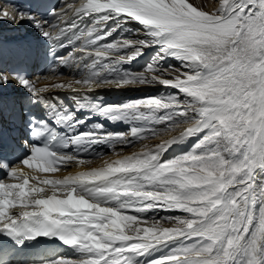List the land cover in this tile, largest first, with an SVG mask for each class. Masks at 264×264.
<instances>
[{
    "label": "snow or ice",
    "instance_id": "obj_1",
    "mask_svg": "<svg viewBox=\"0 0 264 264\" xmlns=\"http://www.w3.org/2000/svg\"><path fill=\"white\" fill-rule=\"evenodd\" d=\"M0 21L30 23L54 60L47 74L32 78L0 70V88L14 84L47 110L45 120L27 116L32 140L40 141L24 142L29 155L15 164L0 156V235L8 238L0 241V264H264V0H219L212 13L188 0H61L48 18L0 0ZM129 21L143 31L125 37ZM65 48L71 51L60 55ZM148 48L157 52L143 71L124 70ZM169 58L180 67L165 65ZM63 67L72 74H61ZM155 84L178 94L81 103L100 89ZM61 91L71 93L75 110L52 94ZM16 103L0 96V142L5 121L15 125L20 118ZM83 108L132 126L127 133L100 124L79 132L84 121L76 112ZM48 121L70 135L59 136ZM181 126L160 146L106 161L77 183L55 185L47 198L30 181L53 188V180L22 167L55 173L73 161L104 158L94 145L120 155L117 146L144 145ZM194 136L201 138L190 152L162 159ZM70 146L74 152L63 151ZM157 210L179 215H148ZM41 238L60 240L77 258L29 250Z\"/></svg>",
    "mask_w": 264,
    "mask_h": 264
},
{
    "label": "bare ground",
    "instance_id": "obj_2",
    "mask_svg": "<svg viewBox=\"0 0 264 264\" xmlns=\"http://www.w3.org/2000/svg\"><path fill=\"white\" fill-rule=\"evenodd\" d=\"M188 2L193 3L194 5H197L200 8H202L199 5V3L197 2V0H196V2L188 0ZM203 10L207 11L206 9H203ZM207 12L212 13V12H214V9L213 10H212V8L208 9ZM135 24L139 25L138 23H135ZM22 29H23V27L13 25V24L6 22V21H0V32H1L0 37L6 38V35L15 33V37L11 36L10 37L11 41H8L3 45V50H9L11 48H13V49L16 48V45H17L16 40L23 38V35H22L23 30ZM135 31H137V30H135ZM117 32H119V30ZM117 32H116V34H117ZM128 32H126V33H128ZM140 35H142V34L140 33ZM151 50L144 51L143 55L138 57L136 60L132 61L131 63L124 64L123 65L124 70L127 71V68L134 67L135 63H138V65H142V66L144 65V67H146L147 64L149 63V54H150ZM3 63H4V61L0 57V68L2 67ZM71 74L72 73H71L70 69H68L65 76H70ZM56 82L66 83L67 80L52 81V83H56ZM38 86H44V84L42 82H38ZM109 87L115 88L116 86H109ZM167 89H169V88H165L164 86H161L159 84L143 85V86L142 85H131V86H126L125 89H100V90H97L95 92L88 93L87 94L88 100L87 101L81 100V103H90V104L103 103L105 105H122V104L127 103V102L138 100L139 98H146V97L148 98V94H149L148 92H150V91H153L155 93V95L156 94L161 95V92L164 93L165 91H167ZM82 91H84V90H82ZM109 92L117 93V95L114 96L112 94L114 97H110ZM11 93H12V90H10V89H8V91H6L4 89V87L0 88V96H4L6 98H11ZM52 94L58 95L60 97V100L65 105H67L69 108H71L73 110L76 109L77 105H73V100L67 99V98H69L68 95H71V93L61 91L59 93H52ZM76 115H77L79 120L84 121V123L78 129L79 132L88 131L93 126L100 124L103 126V128L105 129L106 132H109V133H127L132 126L130 123L125 122L124 120L112 121V120L103 118L99 115L94 114L89 108L80 109L79 111L76 112ZM156 127L163 128L164 126L163 125H156ZM177 134H178V130L174 131V132H172L166 136L157 137L155 139L145 141L144 144H147L149 146V148H151L156 144L162 143L164 140L171 139V137L173 135H177ZM179 144L180 143L172 145L163 154L162 159H166V157L168 155L174 153L176 151L177 147L179 146ZM141 146L142 145H138L137 147L117 146L116 152L120 153V155H116L112 152V150L107 145H103V144L94 145L92 150L94 152L105 153L106 156L104 158L93 159V160H90L91 162H86L84 164H78L77 162L73 161L70 164L63 165L62 166L63 169H59L55 173H42V172L34 171L33 169H29L26 166H22V167H23L24 172H26L27 174H29L31 176H38L41 180H43V179H52V180L63 179L67 175H76L80 172H87V171H91L94 168L103 167L105 165L106 161L110 162L112 160H116V159H120V158H123L126 156H130L134 152H139ZM63 151H66L68 153H72L75 151V146H70L68 149H64ZM82 158L91 159L93 157L89 156L87 153H85L82 156ZM4 182L16 183L18 181H13V180L9 179V180H6ZM30 185L45 188L44 193L41 194L42 198H47L54 191V189L52 188L51 185H40V184H38V182L36 180L30 181ZM60 198H64L63 195H60ZM13 211H15V210L13 209ZM165 226L166 227H172V225H165ZM61 247H62V253L61 254H63V255L62 256L59 255L60 257H68V258H72V259L77 258L78 253H76L73 248H71V247H69L63 243L61 244ZM160 255H161V253H159V252L154 253L153 256L150 257V259H155V258L159 257ZM59 256H49V258L55 259V258H59ZM140 259H143V258L141 257Z\"/></svg>",
    "mask_w": 264,
    "mask_h": 264
},
{
    "label": "rangeland",
    "instance_id": "obj_3",
    "mask_svg": "<svg viewBox=\"0 0 264 264\" xmlns=\"http://www.w3.org/2000/svg\"><path fill=\"white\" fill-rule=\"evenodd\" d=\"M190 1H195L196 2V0H190ZM197 2L199 3V5L203 9H206L207 11H208V9H211L212 8V10L214 9V12H215L216 9H217V7L219 6V0H197ZM131 22H133V21H131ZM113 23L109 24V26H111ZM135 25L137 26V29H135V30H137V31H143L142 26L137 25V24H135ZM137 31H135V32H137ZM135 32L134 31L131 32V30H129L128 33H126V32L124 33V36L125 37H131V35L133 33H135ZM141 34L143 35V33H141ZM0 36H1V32H0ZM119 36H120V33L119 32H117V34L116 33H113L112 36L108 37V40L109 41H112L115 38H119ZM148 50H151L150 51V54H149V63H150L151 60H152V58H153V56L156 54L157 49L156 48L155 49L154 48H148V49H145L144 51H148ZM168 64H171V65H173V66H175L177 68L180 67L179 62L176 61V60H174V59H172V58H169L167 61H165V65H168ZM144 68H145L144 65L142 66V65H138V63H135V66L134 67L127 68V71L140 72V71H143ZM148 93H149L148 94V98L149 97H158V96L165 95V94H178L177 93V90H174V89H167V91H165L164 93L161 92V95L160 94H156L155 95V93L153 91H150ZM112 94L114 96L117 95V93L109 92V96L110 97H114ZM140 99H145V98H139L138 100H140ZM200 138H201L200 136H194V137H190L186 141L180 143L179 146L177 147L176 151L174 153L168 155L165 160L173 159V158L179 157L181 155H184V154L190 152L192 150V148L194 147V145L197 142H199V139ZM173 214L179 215V213H167V212H162V211H159V210H157V211H155L153 213L150 212L148 215L149 216L155 215V216L159 217V216L173 215Z\"/></svg>",
    "mask_w": 264,
    "mask_h": 264
},
{
    "label": "clouds",
    "instance_id": "obj_4",
    "mask_svg": "<svg viewBox=\"0 0 264 264\" xmlns=\"http://www.w3.org/2000/svg\"><path fill=\"white\" fill-rule=\"evenodd\" d=\"M142 86H143V85H142ZM177 130H178V134H180V133L182 132V130H183V126L177 128ZM177 130H176V131H177ZM178 134H177V135H178ZM164 142H166V140H164L162 143H164ZM160 144H161V143L156 144V146H160ZM145 149L151 150V148H149V146H148L147 144H144V145L141 146L139 152H142V151H144ZM134 153H136V152H134ZM89 162H91V161H89ZM42 166H43V165H42ZM102 168H103V167L94 168V169H92L91 171L80 172V173H78V174H76V175H67V176H65L63 179H54V180H53V189H54L55 185H62V184H65V183H77V182L81 179V177L84 176L85 173H88V172H96L97 170H100V169H102ZM74 190H75V189H73V191H74Z\"/></svg>",
    "mask_w": 264,
    "mask_h": 264
}]
</instances>
